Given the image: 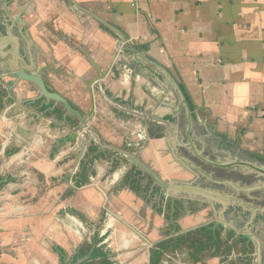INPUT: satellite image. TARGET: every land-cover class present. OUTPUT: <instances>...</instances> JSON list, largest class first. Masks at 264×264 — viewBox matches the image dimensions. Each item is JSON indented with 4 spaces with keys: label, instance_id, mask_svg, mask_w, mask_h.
<instances>
[{
    "label": "water",
    "instance_id": "1",
    "mask_svg": "<svg viewBox=\"0 0 264 264\" xmlns=\"http://www.w3.org/2000/svg\"><path fill=\"white\" fill-rule=\"evenodd\" d=\"M121 38L73 0H0V74L80 122L23 82L0 100V264H245L236 226L194 202L227 196L171 164L210 161L182 94Z\"/></svg>",
    "mask_w": 264,
    "mask_h": 264
},
{
    "label": "crops",
    "instance_id": "2",
    "mask_svg": "<svg viewBox=\"0 0 264 264\" xmlns=\"http://www.w3.org/2000/svg\"><path fill=\"white\" fill-rule=\"evenodd\" d=\"M73 1L177 87L205 146L264 155V0Z\"/></svg>",
    "mask_w": 264,
    "mask_h": 264
},
{
    "label": "flooded vegetation",
    "instance_id": "3",
    "mask_svg": "<svg viewBox=\"0 0 264 264\" xmlns=\"http://www.w3.org/2000/svg\"><path fill=\"white\" fill-rule=\"evenodd\" d=\"M25 61H26V64L29 65V61L27 59H25ZM45 67L46 66H44V68ZM46 70H44V73ZM34 71L35 70H27L24 68V72L28 74L33 73ZM14 72L16 71H13V72L4 71L2 72V74H0V100L3 99L2 97H5V96L7 98H11L12 93H15V90L17 89L19 84L15 86V88L12 90L10 86L14 82H20L21 84L23 82V84L25 83L24 92L28 93L33 90V92H35L36 95L38 96L36 101L40 103L41 108L43 110L46 108V106H48V108L52 107L55 111L58 110V112H61L60 114L65 116V120L66 122L69 123V125L71 126V129H73L75 126H78L77 125L78 123L80 124L79 120L75 116L66 115L65 111L59 110L55 105L52 106V103H51L52 101H47L43 97H40L39 91L36 89L34 85L28 82H25L23 80H18L15 77H12V73ZM41 77L45 84L46 89L50 92H53V90H51L45 83L44 78H43L44 74ZM28 87L30 88L28 89ZM6 88L9 90H6ZM53 93H57V92L54 91ZM70 106L76 111H78L79 113L82 112L78 108L74 107L71 103H70ZM69 119H71V121ZM156 136L160 137L161 133L159 134L156 133ZM166 136L168 137V134ZM166 136H163V137L165 138ZM222 140L218 139V137L216 136L211 137L209 139L207 138L205 140L206 147L203 149V154L205 156H208L210 161L203 160L199 156L192 154L190 150L188 149V147L186 146V147L181 148V150L182 152H184L185 156L188 158V161L192 166L187 165L186 163H183L182 169H181L180 164H177L176 162H171V164L174 166V168L179 166L178 168L180 171L179 174L181 178L179 180L183 181L184 183H188L192 187H199V189L207 191V192L213 191L216 193L228 195L229 197V200H227L226 199L227 197L225 198V197L217 196L216 197L218 200L217 202L212 201L213 203L212 202L209 203V201L212 199H209V197L211 196L206 195V194H210V192L204 194L203 192L198 191L196 193L198 200H196V197H194L195 203L202 202L205 204H209L211 206L210 209L212 210L211 212L213 215H215V213L217 212L221 213L222 216L225 217L226 222L229 221L233 223L234 227L236 226L240 228L243 226H248L251 229L254 228V231L256 233L259 232L260 234L258 237L260 239H264V211L262 210L264 208V191L263 190L251 191V192L245 191L249 187L264 184V174L261 172L255 171V170H249L247 168H244L242 164L248 162V161H244L246 156L248 157L246 158L249 160V162L251 161V159L253 160H256V159L249 157L246 153L243 154L244 151H242L243 152L242 153L241 150H238L237 148L231 146V144H229L228 142L227 143L225 142L223 144ZM101 143L102 145L107 146V144L103 143L102 140H101ZM197 147L199 148V146ZM120 150H124L125 152L135 154V152L133 151L134 149L131 146L129 147L126 145V148H122ZM109 151L113 152L112 150H109ZM235 152L237 153L239 152L240 155H236ZM117 155L122 158H127L126 156L121 155V154H117ZM135 155L137 158H139L137 154ZM244 155L246 156L244 157ZM214 160L215 162L217 161L218 162L217 163L211 162ZM260 164L262 163L260 162ZM175 170L172 172V175H178L177 173H175ZM161 180L168 181L169 184L172 181L170 179H161ZM229 183L235 184V186H238L237 187L238 189L231 187L230 185H228ZM0 186H1V182H0ZM180 194H181V197L182 196L185 197V195L188 193H186V191L183 190ZM231 194L233 196H230ZM214 196H213V199H214ZM200 198L201 199L203 198L205 200H201ZM194 202L191 203V205L190 204L188 205L194 206L195 204ZM181 204H183V202L181 203L179 201V203L174 205V207L175 208L177 206L179 207ZM195 205L197 206L198 204H195ZM254 240H256V238H254Z\"/></svg>",
    "mask_w": 264,
    "mask_h": 264
},
{
    "label": "rangeland",
    "instance_id": "4",
    "mask_svg": "<svg viewBox=\"0 0 264 264\" xmlns=\"http://www.w3.org/2000/svg\"><path fill=\"white\" fill-rule=\"evenodd\" d=\"M174 84L176 86H178L177 83H174ZM220 139L221 140L224 139V140H222L223 144L226 142V138L221 137ZM235 153H236V155H240L239 152L238 153L235 152ZM246 153H248V152H246ZM243 154H245V153H243ZM245 156L246 155H244V157ZM246 157H245L244 161L249 162V160L247 159L248 157L247 158ZM262 158L264 159V155H262ZM250 162L254 163L255 161L253 159H251ZM229 185L231 187L238 189L237 186L235 187V184L229 183ZM226 196H227V199H229L228 195H226ZM230 196H233V195L231 194ZM233 201H235V200H233ZM262 210L264 211V208ZM236 229H237V233H238L240 246H241V250H242V254H243L245 264H264V239H260L258 237L260 235L259 232L256 233L254 231V228L251 229L248 226H243L240 228L236 227ZM244 230H246V231H244ZM248 235L251 237V239L253 238V240H254V238H256V240L253 241V240L247 239L246 236H248Z\"/></svg>",
    "mask_w": 264,
    "mask_h": 264
},
{
    "label": "trees",
    "instance_id": "5",
    "mask_svg": "<svg viewBox=\"0 0 264 264\" xmlns=\"http://www.w3.org/2000/svg\"><path fill=\"white\" fill-rule=\"evenodd\" d=\"M187 102V101H186ZM191 111H193V109H190ZM92 150H95V149H92ZM244 153H246V152H244ZM249 157H251V158H254V159H256L257 161H259V162H261L262 164H264V159L262 158V156H259V155H257V154H252V153H246ZM102 256L101 258L102 259H104L105 258V256L103 257V255L102 254H100L99 255V253L98 252H95L94 253V256ZM101 264H108V262H106V260H104V262H102ZM155 264V263H154Z\"/></svg>",
    "mask_w": 264,
    "mask_h": 264
},
{
    "label": "bare ground",
    "instance_id": "6",
    "mask_svg": "<svg viewBox=\"0 0 264 264\" xmlns=\"http://www.w3.org/2000/svg\"><path fill=\"white\" fill-rule=\"evenodd\" d=\"M215 161V160H214ZM229 185V184H228ZM236 187V186H235ZM238 187V186H237ZM232 199V198H231Z\"/></svg>",
    "mask_w": 264,
    "mask_h": 264
}]
</instances>
